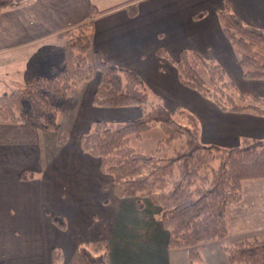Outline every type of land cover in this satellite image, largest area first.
<instances>
[{"label": "crops", "instance_id": "1", "mask_svg": "<svg viewBox=\"0 0 264 264\" xmlns=\"http://www.w3.org/2000/svg\"><path fill=\"white\" fill-rule=\"evenodd\" d=\"M224 1L244 23L264 28V0H14L13 6L0 12V94L48 78L50 68L63 58L66 39L59 34L92 14L89 61L98 53L136 72L159 100L165 99L164 106L191 97L186 105L203 115L200 123L192 114L205 143H221V137L232 136L234 146L239 137L261 138L262 118L221 111L203 102L181 84L174 66L182 49L203 54L221 66L226 63L224 56L236 62L215 13ZM132 5L136 13L130 16ZM201 12L204 16L195 19ZM161 50L172 62L158 54ZM95 86L93 78L71 88L61 105L73 99V124L83 131L97 120L108 121L96 117L103 109L92 104ZM43 132L35 116H29L28 123L0 122V264H50L52 248L60 253V264H72L78 247L87 241L103 242L110 264L186 263L181 251L182 263L167 248L168 235L157 208L146 200L139 208L134 199L115 198L110 177L99 171L96 158L81 151L79 141L72 149L68 141L63 146L55 141L61 151L43 153ZM22 173L31 176L21 179ZM246 194L248 198L244 194L239 204L226 210L225 239L231 225L235 236L228 245L252 237L247 228L239 227L249 226L254 218L264 222V187L252 185ZM49 213L63 215L67 228L60 231L53 226ZM210 253L213 264H227L218 242Z\"/></svg>", "mask_w": 264, "mask_h": 264}, {"label": "trees", "instance_id": "2", "mask_svg": "<svg viewBox=\"0 0 264 264\" xmlns=\"http://www.w3.org/2000/svg\"><path fill=\"white\" fill-rule=\"evenodd\" d=\"M14 4V0H0V12ZM128 11L135 15L136 5ZM215 13L221 33L236 51L241 77L264 79V28L244 23L227 1ZM203 16L201 12L194 18ZM92 30L89 14L83 23L61 32L66 39L61 62L50 68L48 78L28 81L0 94V122L28 123L27 112L33 109L34 101L39 128L55 131L67 92L96 78L92 94L95 107H137L141 111L140 116L123 122L97 120L78 139L81 151L96 158L99 171L110 177L113 196L134 199L139 208L146 200L157 208L159 222L168 235L167 248L184 250L185 264H197L200 246L210 241L223 246L227 264H264V238L224 243L227 208L241 202L245 181L264 179V135L244 137L241 145L228 148L202 144L196 118L182 110L172 115L158 100H149L139 74L102 59L98 53L88 60ZM158 54L172 62L163 51ZM178 56L174 66L183 86L212 98L221 111H252L264 116V97L256 95L247 101L242 94L234 96V83L226 80L224 69L214 59L185 49ZM153 126L165 134L155 150L145 153L130 144L131 136L139 138ZM175 140L181 143L172 155H159L164 144ZM66 141V136L58 133L57 144L63 146ZM30 176L22 173L21 179ZM48 216L58 230L67 228L63 215ZM49 253L50 264H60V253L54 248ZM72 264H110L108 247L101 241L84 242Z\"/></svg>", "mask_w": 264, "mask_h": 264}, {"label": "rangeland", "instance_id": "3", "mask_svg": "<svg viewBox=\"0 0 264 264\" xmlns=\"http://www.w3.org/2000/svg\"><path fill=\"white\" fill-rule=\"evenodd\" d=\"M162 51V50H161ZM234 53V51H233ZM171 56V53H168ZM173 55H175L174 52H172ZM236 54V51H235ZM202 56L204 58L205 55L202 54ZM236 57V55H235ZM208 59V58H207ZM225 62L223 63L222 68L224 69L225 72V78L228 81H232L235 85V89L232 90V92H234V96H237L239 94L244 95L247 98V101H250L251 98L253 96H261L264 97V79H259V80H247V79H243L241 77V69L239 68L238 64L235 61H232L231 59L226 60V57L224 56ZM217 62V61H216ZM218 64L221 65L220 62H217ZM146 89H147V93H148V98L149 100H158L162 105L164 103L165 99H158V97L156 96V94H154V92L151 91L150 89V85H147L144 80H142ZM149 86V87H148ZM191 90V89H190ZM193 93H196L199 95V97L201 99H203L202 101L205 103H209L212 105H215L216 108L217 105L215 104V102L212 100V98H207L204 97L202 95H200L198 92L191 90ZM194 95V94H193ZM192 95V96H193ZM162 96V95H161ZM195 97V96H194ZM71 99V98H70ZM67 100L61 110L59 111L58 115H57V119H56V130L55 131H45L43 132V134L41 133L40 136V144L41 147L43 149V153L45 154H55V150L57 151H61V148L57 149L58 146H56V142L57 141V135L58 133H62L63 135L66 136L67 141L70 143V149L75 148L78 144V139L80 134H82L83 132H87L89 129H86L85 131H83V127H79L78 124H73V119L72 116L74 117L72 111H71V102L73 99L71 100ZM171 101V100H168ZM176 103H170V105L166 104V106H164L172 115H176L177 111L182 110L184 112L190 113V114H195L198 118V121L202 120V114L200 113H196L194 112L195 109L190 107V105H186L188 102L191 103V97H189L188 99H185V103L183 99H175ZM166 102V101H165ZM193 104V103H192ZM31 105L33 106L31 110H28L27 115L30 117H33L37 115V110H38V105L37 102H32ZM176 106V107H175ZM125 109H130V110H125ZM219 109V108H218ZM107 112L104 111V109L101 111L99 110V113H96V117H100V118H107L108 121L110 122H123L129 118H135L141 115V111L137 108L134 107L133 109H131V107H124V108H114V109H109L106 110ZM136 111V112H134ZM240 115H255L259 118H262V120L264 121V116H260L255 114L252 111H248V112H243ZM200 116V117H199ZM199 126V125H198ZM203 128V126H202ZM200 126V129H202ZM206 128V127H205ZM245 128V127H243ZM243 130V129H242ZM246 130V128L244 129ZM261 130V129H260ZM259 130V131H260ZM200 131V130H199ZM259 131H253V132H259ZM252 132V131H251ZM261 133H258V135H260ZM165 137L164 132L161 130V128H159V126H153L151 127L149 130L144 131L140 134L139 138H136L135 136H131L130 137V144L141 150V152H145V153H149L153 150L156 149L157 147V143L159 140L163 139ZM244 137H239V139H237L235 141V145L234 146H239L242 143ZM249 138V137H247ZM200 139V138H199ZM250 139V138H249ZM221 143H214L215 145H217L220 148H228V147H232V143L233 140L232 136L231 137H221L220 138ZM202 144H211L209 142L205 143V141L203 140H199ZM180 141L175 140L173 141V143L171 144H164L162 150L160 151L159 155H172L175 151L176 148H179L180 146ZM69 149V148H66ZM252 185H258V186H262L264 187V179L263 180H252V181H245L242 184V196L248 198V194H246L249 190V188ZM245 191V192H244ZM244 192V193H243ZM233 225H231V229L229 231V237H228V241H231V238H235V236H233ZM239 228H247L248 229V233L253 237H259V238H264V233H262L264 231V222H260L258 219L254 218L252 219L251 223H249V226H241ZM246 231H242V234H245ZM237 234H239V231L237 230ZM236 234V235H237ZM231 237V238H230ZM250 237V236H249ZM230 238V239H229ZM248 238V237H247ZM227 238L224 239V243L226 245L227 244ZM217 241H210L208 242L206 245L207 246H200L199 248V252H200V257L202 259L201 262H198L197 264H213L214 263V258L212 257L210 250L211 247H213V245H216ZM233 244V243H230ZM212 245V246H211ZM217 248V247H216ZM221 248V247H220ZM219 249V248H217ZM170 253H176V256L178 257L177 260L178 262H183V259H181L179 257V251H181V253L184 256L185 259V251L180 249V250H174V249H170L169 250ZM216 249H214V252L216 253ZM117 258L120 260L121 259V255L118 254ZM180 260V261H179ZM183 264V263H182Z\"/></svg>", "mask_w": 264, "mask_h": 264}]
</instances>
